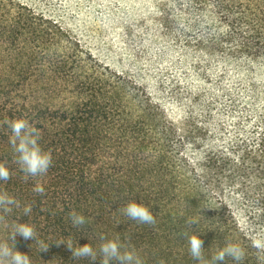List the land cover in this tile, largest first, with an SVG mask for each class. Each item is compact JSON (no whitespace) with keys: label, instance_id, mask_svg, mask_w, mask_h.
Listing matches in <instances>:
<instances>
[{"label":"trees","instance_id":"obj_1","mask_svg":"<svg viewBox=\"0 0 264 264\" xmlns=\"http://www.w3.org/2000/svg\"><path fill=\"white\" fill-rule=\"evenodd\" d=\"M142 1L150 11L139 7L141 31L128 22L135 0H105V9L122 14L163 63L156 70L169 104L59 18L0 0V162L12 171L0 191L32 207L37 240L49 245L40 251L17 236L16 248L32 264H101L102 256L73 260L66 241L98 252L101 235L119 234L144 263L198 264L182 234L192 217L198 224L188 234L203 232L206 258L227 237L245 249L243 264H259L249 237L264 227V0ZM20 117L51 151L46 175L25 179L12 163L4 121ZM131 201L154 205L156 224L125 216L120 209ZM74 210L88 221L80 229L69 219ZM18 215L0 221V241Z\"/></svg>","mask_w":264,"mask_h":264},{"label":"clouds","instance_id":"obj_2","mask_svg":"<svg viewBox=\"0 0 264 264\" xmlns=\"http://www.w3.org/2000/svg\"><path fill=\"white\" fill-rule=\"evenodd\" d=\"M5 124L11 129L9 144L13 153L12 163L17 165L20 171L24 174V178L39 177L46 175L50 166L53 163L51 151H46L42 147L41 132L38 128L31 125L26 117H20L9 121L5 119ZM12 176V171L8 164L0 162V181L7 182ZM37 194L43 195L45 189L40 184H37L33 189ZM154 205L140 203L136 201L129 202L126 207L120 211L129 219L140 224L155 225L156 219L150 210ZM19 210V216H27V222H19L17 217L16 222L12 223L8 238L5 241H0V264H32V258L16 248V237L21 236L25 240L37 241L40 245V251H47L49 245L37 240L36 225L32 218V207L24 206L21 209L20 202L7 191H0V221L4 220L6 214L12 213L13 210ZM69 219L73 228L80 229L88 223L83 214H78L75 210L69 213ZM198 221L192 217H188L184 222L182 234L188 237V252L190 257L197 261L198 264H218L226 258H230L234 264H243L246 258L245 249L238 243L225 238V243L219 250L211 255L208 259L204 255V241L201 233L195 231L191 235L188 234V229L194 228ZM254 234L249 237L251 247L257 250V260L259 264H264V227L253 229ZM87 236V235H86ZM91 240V237L88 236ZM101 243L98 252L94 250L90 243H85L82 246H73L69 240L66 241L67 248L72 253L73 260L87 259L95 262L98 256H102L101 264H110V261L115 260L118 264H144V259L138 254L134 247L129 243L122 242L119 234L108 239L101 235ZM11 241V244L8 243ZM126 240L130 241V235L126 236ZM57 245L65 243L64 240H58Z\"/></svg>","mask_w":264,"mask_h":264},{"label":"rangeland","instance_id":"obj_3","mask_svg":"<svg viewBox=\"0 0 264 264\" xmlns=\"http://www.w3.org/2000/svg\"><path fill=\"white\" fill-rule=\"evenodd\" d=\"M39 11L59 18L74 34L80 36L86 45L98 56L144 82L155 96L169 104L168 91L162 85L164 75L156 69L163 63L155 62L146 53L147 40L139 32L145 26L141 14L149 15L150 8L142 1L135 0L133 12L128 22L137 31L123 23V15L111 16L106 12L105 0H21ZM141 7V8H139ZM140 14V15H139ZM139 15V16H138ZM120 18V20H115ZM163 98V99H162ZM165 99V100H164ZM177 118V117H176ZM152 264V263H144Z\"/></svg>","mask_w":264,"mask_h":264}]
</instances>
